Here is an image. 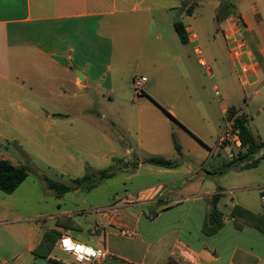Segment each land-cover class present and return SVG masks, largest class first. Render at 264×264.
<instances>
[{"label": "crops", "instance_id": "obj_1", "mask_svg": "<svg viewBox=\"0 0 264 264\" xmlns=\"http://www.w3.org/2000/svg\"><path fill=\"white\" fill-rule=\"evenodd\" d=\"M183 1L0 0V159L24 165L4 149L5 142H15L26 149L70 144L79 147L83 138H89L91 148L102 142L109 147L103 157L90 153L96 161L117 158L129 166L125 168L127 172L132 171L128 177L131 190H111L102 197L103 201L83 196L89 191L86 189L75 188L72 193L58 196L45 186V194L54 192L61 200L54 212L45 207L41 208L43 212H37L29 205V193H20L26 180L11 194L0 190V230L9 234L8 250L13 252L2 249L6 246L0 236V264H82L63 252L58 240L49 258L34 254L49 230L60 235L69 232L81 243L106 246L109 255L105 262L111 264H264V231L252 225L238 228L231 215L236 205L264 214V182L252 186L259 194L256 202L244 196L234 197L228 207L227 188L214 182L213 175L218 171L205 169L207 153L198 158L197 152L189 149L184 155V146L175 139L183 134L196 142L197 149L209 148L190 122L195 119L194 110L188 105L179 107L176 102L166 105L157 97L156 84L165 74L158 67L165 60L175 65L181 87L190 90L187 79L191 78L199 90L203 89L198 67L204 66L203 58L208 60L200 44L201 36L192 25L195 8L188 14ZM177 19L185 24L187 43L175 29ZM220 27L229 47L230 69L242 71L248 65L250 72L246 81L240 77V83L223 78L220 114L211 100L203 98L201 106L195 103L197 115L203 116L210 135L223 131L231 107L246 113L244 106L250 107L264 89V1L254 0L249 11L245 8L230 14ZM163 31H171L168 38L174 42L175 51ZM240 39L245 47L236 55L232 44ZM211 60L215 62L217 58ZM207 67L212 77L208 62ZM141 77L146 81L138 93L135 80ZM125 84L134 89L136 97L124 103L128 111L123 124L136 140L119 152L117 138L83 111L94 104L90 94L123 101L119 95L126 91L122 87ZM247 87L254 88L251 98H247ZM213 88L216 91L220 85L215 82ZM72 96L79 98V108L69 107ZM175 99L185 103L186 93L179 90ZM73 112L88 126L63 120ZM104 112L115 116L110 109ZM147 112L162 122L156 124L157 128L171 131L176 156H164L159 150L143 156L134 148V144L143 147L145 142L158 140L156 127H149L144 119ZM224 148L232 151L227 154L230 157L242 149L235 144ZM149 157H164L176 165L152 164L146 162ZM127 193L133 199L111 213L108 208ZM215 193H221L217 208L224 214L223 225L214 234H206L203 228L211 208L207 198Z\"/></svg>", "mask_w": 264, "mask_h": 264}, {"label": "rangeland", "instance_id": "obj_2", "mask_svg": "<svg viewBox=\"0 0 264 264\" xmlns=\"http://www.w3.org/2000/svg\"><path fill=\"white\" fill-rule=\"evenodd\" d=\"M218 1H220V6L217 8ZM254 0H196L193 3V0L189 1V5H193L194 10V19L192 20V25L195 28L196 32H199L201 36L200 44L205 50L207 57V62L210 68H212V77L209 74L207 65L199 66L198 70L200 71L202 80H203V89L199 90L196 86L197 84L192 81V79H187V85L190 90H186L182 86V81L180 77L175 73V65L170 64L169 61L160 63L158 70L163 69L165 74L159 78L158 83L156 84V93L160 102L168 105L170 102H176L177 106L182 107L183 105H188V109L194 110V115H196L194 120L190 121L192 126L200 132L204 138L207 140L209 148H196V142L189 136L184 137L183 134L176 135L175 139L179 144L184 146V155L188 152L189 149L197 152L196 156L200 158V154L207 153L208 159H205V169L209 171H218L213 176L215 177L214 182L221 184L227 188L228 193L226 194L225 200H227L228 207L232 204L233 198L236 197H247L251 202H256L258 199V191L256 188H253L254 184L258 182H264V150L255 155V158H260V163L257 167L238 170L239 168H231L225 172H220L224 165L231 160L232 157L227 154L231 151L229 148L221 149L220 152L211 154V150L216 148L218 143L219 136L221 134L215 132L210 135L208 127L203 119V116L197 115L196 104L201 106L203 98L211 100L214 105H216V111L220 114L219 102L222 99V81L224 77L232 78L240 83L241 80L246 81L245 77L240 70L237 68L231 70L229 66V47H227V40L224 38V33L220 27L221 22L218 23L217 14L222 7L226 5H232L229 7L228 11L230 14L244 10L252 5ZM264 1V0H258ZM201 2L199 6H197ZM197 6V7H196ZM186 7V6H185ZM184 7V8H185ZM185 10V9H184ZM225 13H222L224 15ZM251 14V11L249 12ZM224 17V16H223ZM177 18V14L175 15ZM167 40L171 31H163ZM173 51H175L174 42L171 44ZM116 56H120L119 53H116ZM216 57L217 61L213 62L212 57ZM225 64H224V63ZM145 69L149 70L148 67ZM146 76H149L146 74ZM241 77V80H240ZM218 83L220 88V94H216L215 89L213 88L214 83ZM221 82V83H220ZM126 91L122 90L120 92L121 97H124L123 101L117 99L108 100V98L96 97L91 95L93 99V106H89L88 109L83 111V114H89V116L95 117L101 125L105 126L110 132L114 131V136L117 138V141L121 144V149H117L119 152L124 151L126 146L133 143L136 140L132 137L131 134L126 130L123 122L125 120L128 107L124 105L125 101H132L136 95L134 89L127 88V84L122 85ZM146 88V87H145ZM262 89V87H258ZM253 89L247 87L246 93L247 98H251L253 95ZM256 89V88H255ZM179 90L184 94L186 93V102L183 103L182 100L176 101L175 97ZM190 97L189 95H192ZM264 89L261 91V94L256 96V98L251 102V106H244L245 112L248 116V124L250 129L254 132L256 136L264 138ZM260 98V100H257ZM149 98L147 97V100ZM91 102V101H90ZM158 102V101H157ZM244 104V101H242ZM69 107L73 109L80 107L79 98L72 96L68 100ZM196 103V104H195ZM204 103V101H203ZM106 109H110L115 116L108 115L104 112ZM100 114V117L98 116ZM148 117H144L147 121L149 127H156V136H158L157 141L145 142L143 147H137L134 144V148L137 151L144 155L151 154L150 152H163L164 156L172 157L176 156V148L173 142V139L169 136L171 131L168 128H157L156 124H162L156 115L147 112ZM77 113H72L70 116L63 118V120L73 121L76 125L88 126ZM174 116V115H173ZM63 117V116H58ZM175 117V116H174ZM114 123V125H113ZM223 125V128L225 127ZM109 127L111 129H109ZM168 133V134H167ZM197 135V133H195ZM84 135H86L84 133ZM185 135V134H184ZM175 136V135H174ZM198 136V135H197ZM209 138V139H208ZM89 138H83L82 142L78 144L79 147H72L70 144L69 147H33L26 149V147H20L15 142H5L6 146L4 149L8 151L9 154L17 158V160L24 165L30 167L29 177L26 179L22 188H20V193L26 195L29 193V205L35 208V211H41V208L45 207L48 211L54 212L58 209V202L61 201L54 192L53 194H45L46 179L55 180L65 184H74L71 180L74 176L82 177L86 172L87 168L91 167L94 170L108 169L112 168L115 171V175L110 178H105L101 180L97 188H92L89 191L83 192V196L90 197V199L103 201V196L109 194L111 190H119V192L124 191L125 189L131 190L130 180H128L129 175L132 171H126V166L123 162H120L119 159L108 157L104 159L103 162H98L95 160L93 155L94 153L99 157H103L109 150L108 145L103 142L99 144L98 147L91 148L89 147ZM205 152V153H204ZM232 152V151H231ZM238 152V151H235ZM194 153V152H193ZM119 156H121L119 154ZM132 164V163H130ZM132 166V165H131ZM46 177V178H45ZM138 182L136 181L135 184ZM72 193V192H70ZM71 195V194H69ZM71 197V196H69ZM81 208L84 207L83 204L80 205ZM43 212V210L41 211ZM0 236L3 237L6 247H3V250H7L9 254L13 252L9 251L10 246L7 244L9 240V234L6 232H1ZM2 243V242H1ZM19 248V247H18ZM23 248V247H21ZM105 264H111L110 261L105 262Z\"/></svg>", "mask_w": 264, "mask_h": 264}, {"label": "trees", "instance_id": "obj_3", "mask_svg": "<svg viewBox=\"0 0 264 264\" xmlns=\"http://www.w3.org/2000/svg\"><path fill=\"white\" fill-rule=\"evenodd\" d=\"M189 1L190 0H184L183 4L188 7L187 13L192 14L193 5H189ZM195 2L196 0H193V3ZM230 6L232 5H226V7H222L218 11V22H223L230 16L231 12H228ZM225 9L228 11H224ZM222 13L225 14L222 15ZM175 29L181 40L184 43H187L189 41L188 33L185 24L181 19H177L175 21ZM165 111L170 114L167 110ZM98 116L100 117L99 113ZM232 117H235L236 127L240 130L239 138L242 149L233 155L231 160L224 165L220 172L230 170L231 168L249 169L257 167L260 163L261 157L255 159L253 158L256 154L264 150V140L259 139L250 129L247 114L242 113L241 111L239 112L238 109L231 107L229 109L228 118ZM109 129L111 128L109 127ZM111 132L114 134V131ZM176 146L177 150L180 151V146L178 144ZM146 162L165 167H172L176 165V162L164 157H149L146 159ZM133 164L134 166H137V163ZM29 172L30 167L27 165H15L9 160L0 159V190L7 194L15 192L27 179ZM114 175L115 171H113L112 168L94 170L91 167H88L87 172L83 177H78L72 180L74 184L68 185L51 179H47L46 184L48 188L52 189L58 196H62L75 188L91 190L96 187L101 180L110 178ZM220 198L221 193H215L207 198L211 208L206 215L203 228L206 234H214L223 225L222 217L224 214L217 208ZM231 215L235 219V224L238 228H244L247 225H252L264 231V214L254 213L244 207H241L240 205H236L233 208ZM59 236L60 234L55 231H47L41 243L34 250V254L43 258H49L56 241L59 239Z\"/></svg>", "mask_w": 264, "mask_h": 264}, {"label": "built area", "instance_id": "obj_4", "mask_svg": "<svg viewBox=\"0 0 264 264\" xmlns=\"http://www.w3.org/2000/svg\"><path fill=\"white\" fill-rule=\"evenodd\" d=\"M244 47V40L241 39L233 42L232 44V49L236 55H239ZM201 64L207 65L204 58L201 60ZM249 72L250 67L248 65H244L241 71L243 77L246 78ZM145 81L146 77L137 78L135 80V89L138 93L142 92V83ZM216 94H219L218 90H216ZM239 132V128L236 127L235 117L227 118L226 125L219 136L216 148L211 150V154L220 152L221 149L229 144H235L236 146L241 147ZM131 199H133L132 194L127 193L119 199V202L117 201L110 208H108V210L111 213H115L119 211L122 204ZM261 202L264 206V190L261 193ZM57 245L63 252L72 255L78 263L82 264H103L109 255L106 246L99 247L78 242L70 235L69 232H64L59 236Z\"/></svg>", "mask_w": 264, "mask_h": 264}, {"label": "water", "instance_id": "obj_5", "mask_svg": "<svg viewBox=\"0 0 264 264\" xmlns=\"http://www.w3.org/2000/svg\"><path fill=\"white\" fill-rule=\"evenodd\" d=\"M177 17H178V15H177Z\"/></svg>", "mask_w": 264, "mask_h": 264}]
</instances>
